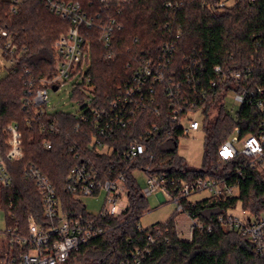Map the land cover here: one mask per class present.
I'll return each instance as SVG.
<instances>
[{"label":"trees","instance_id":"trees-1","mask_svg":"<svg viewBox=\"0 0 264 264\" xmlns=\"http://www.w3.org/2000/svg\"><path fill=\"white\" fill-rule=\"evenodd\" d=\"M215 3L216 0L112 1L110 13L119 9L117 21L121 24V29L112 34V58H103L97 32L89 30V74L95 100L104 102L116 95L140 60L159 57L163 44L168 43L174 47L175 78L182 85L186 86L184 67L190 60L203 67V85L215 78L214 66L231 71L251 67L250 74L236 89L261 88L257 97L264 102V0H230L222 8ZM91 5L98 9L97 1ZM67 30V22L50 12L44 0H0V32H7V37L0 38V45L9 39L18 50H24L0 79V146L6 148L4 127L15 123L24 151L20 162L8 163L11 186H0V209L5 212L6 227L16 235L26 236L29 215L38 223L45 222L40 194L22 174L24 164L34 163L52 181L69 218L94 220L105 229L102 235L73 251L65 264H136V259L138 264H264V255H259L246 237L219 221L237 205L253 216L264 215V171L247 165L243 156L225 161L217 153L235 129H239V136L256 134L264 113L247 103L234 111L228 109L223 101L224 91L215 88L204 105V154L200 168L189 167L177 154L178 138L185 134L171 122L170 105L162 93L155 104L157 111L140 112L128 127L106 139L112 148L108 155L99 154L90 146V123L74 131L78 120L73 113L58 111L44 116L61 131L48 135L30 119L33 108L24 107L25 94L31 79L54 74L53 44ZM72 95L82 98L78 91ZM45 139L50 140V148L43 146ZM130 142L146 143L149 155L126 161L123 155ZM81 161L94 164L103 173L113 167L112 175L123 177L127 205L122 211L115 216H93L86 212L81 200L65 189L69 170ZM135 170L162 175L171 193L199 178L236 184L238 191L233 196H208L197 201L185 197L182 211L175 209L164 222L143 228L138 220L147 210V202L132 174ZM181 212L204 226H194L189 240L182 239L176 227L175 219ZM8 239L9 235L0 230V258L10 246Z\"/></svg>","mask_w":264,"mask_h":264},{"label":"built area","instance_id":"built-area-1","mask_svg":"<svg viewBox=\"0 0 264 264\" xmlns=\"http://www.w3.org/2000/svg\"><path fill=\"white\" fill-rule=\"evenodd\" d=\"M95 1L99 4L96 10L92 9L91 5ZM112 1L114 0H44L46 8L68 24L66 33L59 35L53 44L54 74L36 81L31 79L25 94L24 107L32 106L33 108L30 119L37 122L48 135L61 132L52 121L43 118L52 113L47 107L48 91L51 89L55 92L70 80L74 82L72 92L78 91L82 94V98L77 100L81 102L86 100L81 107V112L78 115L75 114L78 121L74 131L79 130L82 124L90 123L93 130L90 146L99 154L108 155L111 152L112 148L106 143V139L128 127L137 114L158 110L155 104H157L159 93L166 95L170 105V120L184 134L198 130L200 124L191 118L190 114L200 111L203 116L205 103L218 87L222 88L225 95L229 91L233 92L234 101L238 106L247 103L264 113V102L257 97V94L262 93L261 88L236 89L244 76L250 74L251 67L231 71L218 65L214 66L212 71L215 78L209 84L203 85L201 79L203 67L198 61L190 60L184 67L186 72L184 75L186 86H184L176 81L177 72L172 66L174 47L168 43L163 44L159 57L141 59L116 95L104 102L95 100L94 85L89 74L92 61L90 44L92 37L89 30H96L97 39L104 49L103 58H112L113 54L110 51L112 34L115 30L121 29V24L117 21L120 10L116 9L114 13H110ZM228 1L216 0L215 5L222 8ZM166 6H170V3ZM2 37H7L6 31L0 32V38ZM22 51L24 50H18L9 39L0 45V58L8 62L7 70L18 61ZM260 127L256 134L245 136H239V129H235L233 131L235 135L231 136V133L219 146L217 151L219 158L230 161L243 156L247 165L264 171V121ZM155 129L156 127H153L152 130ZM3 135L6 148L0 146V186L6 188L11 186L8 163L20 162L24 158V151L17 124H6ZM43 146L50 148V140L45 139ZM145 155H149L146 143L130 142L123 157L126 161H134ZM150 157L152 158V155ZM113 172V167L103 173L94 164L81 161L69 170L65 179V189L79 200L82 196L104 192V207L98 214L92 215L115 216L113 213L115 201L122 193H126V189L123 177L113 176ZM22 174L26 180L33 183L40 194L45 222L38 223L33 216L29 215L26 236L16 235L12 228L5 225L2 231L9 235L10 246L7 248L6 255L0 258V264H65L73 251L104 233L105 229L94 220L72 219L63 212L55 186L37 165L24 164ZM146 176V185L141 188L143 196L148 197L155 192L163 197L168 196L177 211L183 210L182 199L188 198L194 192L205 190L209 196L220 198L233 196L238 191L236 184H224L210 178H199L194 183L183 185L179 190L175 189L171 193L167 189L165 177ZM246 213L248 215L243 219L227 214L220 217L219 221L222 225L246 237L254 245L255 251L259 255H264V215L253 216ZM194 226L204 228L196 219H191L190 237ZM206 230L210 231V227L207 226ZM148 238L151 241V238ZM135 262L138 264V259Z\"/></svg>","mask_w":264,"mask_h":264},{"label":"rangeland","instance_id":"rangeland-1","mask_svg":"<svg viewBox=\"0 0 264 264\" xmlns=\"http://www.w3.org/2000/svg\"><path fill=\"white\" fill-rule=\"evenodd\" d=\"M230 2V0H229ZM8 62L3 58H0V79L5 77L7 73ZM73 81H67L57 91L49 89L48 91V102L47 107L50 112H66L78 115L81 112L82 105L85 101H78L72 95L73 91ZM91 97V96H88ZM87 97V98H88ZM224 104L228 109L236 110L238 104L234 101V93L229 91L224 97ZM191 118L195 119L199 124V128L196 131H188L187 134L180 136L178 138L177 144V154L183 158L185 163L192 168H200L203 161L204 154V137L205 132L202 128V114L200 111H196L190 114ZM235 133L232 132L231 136ZM134 178L140 188L146 185V174L141 170H135L133 173ZM209 193L205 190L194 192L188 196V200L197 201L208 197ZM80 200L85 205L86 212L96 215L98 214L105 203V193L99 192L98 194L91 196H82ZM147 210L141 215L138 220V225L140 227H148L158 222H164L168 219L176 209L173 202L170 201V197H163L160 193L155 192L152 195L146 197ZM127 205V197L125 193L118 196L115 201V207L113 213L116 215L122 211ZM229 215L236 216L240 219L245 218L248 214L240 209L237 205L234 209L228 210ZM176 225L179 229H183L181 232V238L187 240L185 232L191 224L190 217L184 213H178L176 216ZM5 224V212L0 209V229L4 228ZM7 248V247H6ZM5 248V250H6Z\"/></svg>","mask_w":264,"mask_h":264},{"label":"crops","instance_id":"crops-1","mask_svg":"<svg viewBox=\"0 0 264 264\" xmlns=\"http://www.w3.org/2000/svg\"><path fill=\"white\" fill-rule=\"evenodd\" d=\"M5 225H6V223L4 224V227H5ZM176 227H177V225H176ZM0 230H2V229H0ZM177 230H178V232L180 233V237H182L181 236V232H183V229H179L178 227H177ZM186 232H185V235L187 236V240H189L190 239V226L188 227V228H186Z\"/></svg>","mask_w":264,"mask_h":264},{"label":"water","instance_id":"water-1","mask_svg":"<svg viewBox=\"0 0 264 264\" xmlns=\"http://www.w3.org/2000/svg\"><path fill=\"white\" fill-rule=\"evenodd\" d=\"M53 89L55 90L56 88L54 87Z\"/></svg>","mask_w":264,"mask_h":264}]
</instances>
